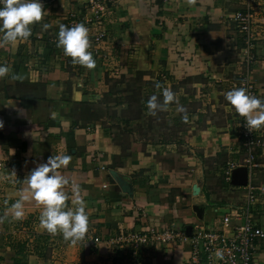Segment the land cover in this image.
<instances>
[{"label": "crops", "instance_id": "obj_1", "mask_svg": "<svg viewBox=\"0 0 264 264\" xmlns=\"http://www.w3.org/2000/svg\"><path fill=\"white\" fill-rule=\"evenodd\" d=\"M84 2L42 0L46 15L31 26L30 38L0 47V65L10 69L0 79V217L38 164L70 154L60 170L69 181L67 203L72 206L71 185L78 184L88 232L76 243L46 232L39 226L41 207L32 201L21 220L9 215L0 222V264H188L190 248L180 240L135 248L117 239L152 229L189 237L198 225L230 235L221 218L235 209L264 230V150H256L249 177L236 111L225 100L238 86L244 49L228 16L247 8L261 16L264 0H115L100 28L83 20ZM78 23L89 30L93 69L74 64L57 47L59 25ZM99 32L105 39L96 54ZM254 36L250 75L264 99V29L257 26ZM138 75L146 82L160 78L162 90H172L187 110L184 121L176 103L169 105V121L183 125L181 137L143 143L129 134L125 140L105 124L101 106L111 81ZM259 131L264 141V127ZM229 165L247 169L253 202H247L248 185L225 180ZM256 245V260L264 264V241Z\"/></svg>", "mask_w": 264, "mask_h": 264}, {"label": "clouds", "instance_id": "obj_2", "mask_svg": "<svg viewBox=\"0 0 264 264\" xmlns=\"http://www.w3.org/2000/svg\"><path fill=\"white\" fill-rule=\"evenodd\" d=\"M46 15L42 0H0V47L14 46L18 41H27L32 35L31 26L41 22ZM43 29L49 24L44 23ZM57 47L62 48L66 57H70L74 64L86 69L95 67V60L89 51V30L82 24L74 26L59 25ZM10 69L0 65V79L8 76ZM12 80L18 79L16 75ZM160 88L161 85L157 84ZM162 100L152 95L147 101L148 114L156 116L159 112L167 111L168 106L176 103V110L182 113V119L187 121V110L176 100L175 93L169 88H163ZM225 100L234 107L239 116L245 120L248 130L264 127V99L251 95L243 87L234 88L225 93ZM55 118L56 113H52ZM3 124L0 123V128ZM72 160L70 154H57L48 158L46 163L38 164L25 178L27 187L19 192L18 199L11 204L0 222L9 215L13 220H21L25 216L26 204L34 201L41 207L39 226L50 234H60L65 241L76 243L86 237L89 218L86 212V202L81 197L78 184L71 185L70 199L65 192L69 181L60 170L66 168ZM223 259L220 251L216 253Z\"/></svg>", "mask_w": 264, "mask_h": 264}, {"label": "built area", "instance_id": "obj_3", "mask_svg": "<svg viewBox=\"0 0 264 264\" xmlns=\"http://www.w3.org/2000/svg\"><path fill=\"white\" fill-rule=\"evenodd\" d=\"M114 2L115 0H85L83 20L100 28ZM228 20L243 36L244 41V49L242 50L243 71L239 76L237 88L243 87L249 94L257 96L250 75V65L254 62L251 51L255 41L254 29L257 26L264 29V17L258 16L253 9L247 8L244 11L232 13L228 16ZM104 39L105 34L103 32H99L94 37V52L96 54ZM236 122L239 140L245 154V165L248 167L250 177L251 171L257 167L255 163L256 150H264V141L259 129L248 130L244 118L239 116L237 112ZM234 168V165H229L227 170L223 171L226 181L230 180V171ZM247 185V202L251 203L254 199L253 187L250 183ZM231 215L221 218L223 229L229 228L231 230L230 235L225 234L224 230H205L198 225L194 228L192 236L189 237L174 231L152 229L148 234H132L125 238H118L117 241L128 243L137 248L153 242L166 246L180 240L190 248L191 258L188 264H258L255 257L256 244L259 241H264V230L251 224L240 209H235ZM231 218H234L235 223H231ZM217 251L222 252L223 259L217 257Z\"/></svg>", "mask_w": 264, "mask_h": 264}, {"label": "rangeland", "instance_id": "obj_4", "mask_svg": "<svg viewBox=\"0 0 264 264\" xmlns=\"http://www.w3.org/2000/svg\"><path fill=\"white\" fill-rule=\"evenodd\" d=\"M262 15L261 17H264V13ZM141 78L138 76L132 80L120 78L111 81L101 106L105 124L120 131L125 140L129 134L137 137V140L143 139V143H154L159 135L172 139L181 137L183 125L174 124L173 119L169 121L173 116L169 106L167 111L159 112L156 116L148 114L146 107L148 99L152 95H157L162 100V86L157 87V84H162L158 81L160 78L157 80L153 78L149 80L150 82L143 79L141 81Z\"/></svg>", "mask_w": 264, "mask_h": 264}, {"label": "water", "instance_id": "obj_5", "mask_svg": "<svg viewBox=\"0 0 264 264\" xmlns=\"http://www.w3.org/2000/svg\"><path fill=\"white\" fill-rule=\"evenodd\" d=\"M116 180L119 182L121 190L129 193L128 184L120 177L115 176ZM248 171L245 167H239L231 172L230 185L234 187H245L247 185ZM194 192H198L197 187H193ZM189 235V232L187 233Z\"/></svg>", "mask_w": 264, "mask_h": 264}, {"label": "trees", "instance_id": "obj_6", "mask_svg": "<svg viewBox=\"0 0 264 264\" xmlns=\"http://www.w3.org/2000/svg\"><path fill=\"white\" fill-rule=\"evenodd\" d=\"M138 76L142 77V78H141V81H142V79H143V75H138ZM138 76H137V77H138Z\"/></svg>", "mask_w": 264, "mask_h": 264}]
</instances>
